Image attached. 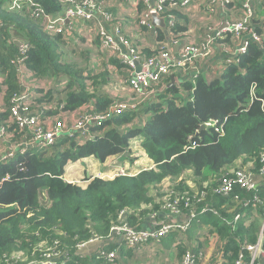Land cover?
<instances>
[{
    "label": "trees",
    "instance_id": "trees-1",
    "mask_svg": "<svg viewBox=\"0 0 264 264\" xmlns=\"http://www.w3.org/2000/svg\"><path fill=\"white\" fill-rule=\"evenodd\" d=\"M66 2L0 0V131L4 132L0 137V264H29L48 258V253L59 256L46 264L99 263L101 240L96 242L98 249L92 244L90 251L80 250V245L100 237L110 251L115 246L107 240L114 225L127 222L144 228L146 219L153 215L165 219L170 212L163 208L167 203L179 204V217L195 208L192 224L201 221L214 226L202 234L208 233L210 241L214 235L227 239L225 253L233 260L242 244L258 240L260 215L264 216L261 205L258 217L250 224H245V219L239 221L233 230L226 220L241 206L237 207L234 198L253 200L264 180L257 190L236 185L230 196L214 189L221 175L238 161H252L257 173L261 167L264 22L258 26L261 21L254 12L252 27L260 41L249 38L246 51L224 68L207 74L189 65L175 67L173 85L171 73L143 93L130 89L123 97L114 96L105 87L113 80L112 69L122 73L128 65L102 47L100 36L89 41L78 33L79 23L63 33L46 29L38 13L43 10L57 16L64 13ZM175 13L179 17L174 28L178 36L187 26L184 15L179 10ZM162 29L156 30L157 41L167 38ZM226 37L225 47L233 48L232 36ZM69 45L82 51L87 60L85 68L65 59L61 50ZM133 45L146 57L157 53L143 47L140 39ZM27 88L34 92L33 109L39 111L42 121L73 112L106 116L87 124L82 139L81 132L72 131L53 144L33 145L29 143L32 129L21 127L13 114V98ZM115 102L135 103L136 107L118 114L113 108ZM211 122L215 126H207ZM135 138H139L138 145L153 161V167L111 179L95 176L86 187L65 180L67 163L80 158L94 156L104 162L120 155L134 161L130 149ZM185 173L193 177L182 179ZM151 188H164L165 200L152 195ZM206 205L211 209L203 212ZM175 244L184 255L187 244L182 239Z\"/></svg>",
    "mask_w": 264,
    "mask_h": 264
},
{
    "label": "built area",
    "instance_id": "built-area-1",
    "mask_svg": "<svg viewBox=\"0 0 264 264\" xmlns=\"http://www.w3.org/2000/svg\"><path fill=\"white\" fill-rule=\"evenodd\" d=\"M126 1L127 4H124ZM197 0H67L64 13L57 16H49L43 10L38 15L44 20V25L47 30L52 33H63L68 31L74 24L79 23L78 30L88 31L89 37L85 36L89 41H92L95 36H100L102 40V47L108 49L115 56L122 58L128 65L127 74L124 78V83L130 89H135L138 93H143L144 89L151 84L159 83L161 78L165 75H170L175 67L189 65L192 69H199L201 59L211 56L215 52L214 39L208 38L200 44L189 43L184 45L181 50L176 54L173 51L174 43H177L178 36L174 32L178 18L175 13L176 10H188L191 6L195 7ZM227 5L230 0H221ZM116 4L127 5L130 15L121 13H113L109 7ZM141 6V10L139 7ZM245 14L237 20H232L227 26L218 34H230L232 40L237 41L236 48L225 47L222 50L229 54L226 58V64L231 62L235 56L245 52L248 46V39L252 38L260 41V36L254 31L252 27V16L254 10L252 6L246 2ZM131 10L137 12L136 16L131 15ZM157 13L160 17L166 20V32L173 38L171 43L166 39L157 41L158 49H154L157 53L150 57H146L142 53V49L135 47L133 42L135 40H142L145 35L144 32H152L156 26L152 24V14ZM128 16L133 17V19ZM131 24L137 25L135 30H131ZM146 27L147 29H142ZM134 31V33H130ZM157 33V31L155 32ZM168 35V37H169ZM143 37V38H142ZM25 47L24 44H21ZM145 47V42H142ZM136 62L141 65V70L137 71ZM224 68V67H223ZM35 100L34 92L27 88L20 95L13 98V114L21 127H29L32 129V140L29 143L33 145H50L55 143L56 139L61 135L71 133L72 131L81 132L79 139L85 137V129L87 124L100 120L106 115L99 114L95 116L85 115L84 123L75 125L74 123L68 124L63 119H56L52 122L48 120L42 121L39 111L33 109ZM136 107L135 103L128 102H115L113 108L118 114L124 113L127 109ZM72 120L74 115L69 114ZM207 126H215L214 122L208 123ZM4 132L0 131V137H3ZM27 150V148H23ZM11 156L13 153L10 154ZM261 167L257 172L254 171L253 162L241 164L239 166L231 167L225 171L220 179L219 186L214 189V192L223 196H230L234 187H240L248 190H257L264 180V151L260 155ZM135 174L125 172L120 169L116 175ZM115 175V176H116ZM114 176V177H115ZM66 179V178H65ZM67 180V179H66ZM263 194V195H262ZM205 198V195L200 198V201ZM234 201L239 205V208L232 213V218L226 220V223L232 225L233 230L236 229L235 224L245 219V224H250L256 217L259 216V207L264 205V185L260 192L256 193L253 200L240 198L235 196ZM164 209L169 210L165 219H155L153 215L150 218L152 229L137 228L127 222H121L111 228L108 242L113 243L115 246L112 250H107L106 243L100 237H94L87 243L81 244L79 249L82 250L88 244L101 240L102 245L97 253L102 258L101 262H110L119 259L118 251L124 249L129 250L133 255H140L143 246L160 243L163 238L171 235L173 232H178L184 235L192 225V219L195 216L193 210L189 208V213L185 217H179L180 209L177 203H167L163 206ZM241 208V209H240ZM210 206L206 205L202 211H208ZM240 209V210H239ZM215 213L217 210L212 209ZM214 226H203V230ZM199 234L200 240L190 245L186 253L183 255V262L181 264H264V221L261 224V230L258 240L255 243H244L241 246L240 254L233 260H229L226 256L224 245L227 244V239H222L219 235H214L210 253L207 254V249L201 245L207 242L208 233ZM210 241V240H209ZM100 245V244H99ZM196 249H199L198 252ZM196 253H199L198 255ZM248 253V254H247ZM53 256V257H52ZM56 253L50 254V258L41 261H33L31 264H46L49 260L58 257ZM118 258V259H117ZM205 259V260H204ZM210 259V260H209ZM30 264V263H29Z\"/></svg>",
    "mask_w": 264,
    "mask_h": 264
},
{
    "label": "crops",
    "instance_id": "crops-1",
    "mask_svg": "<svg viewBox=\"0 0 264 264\" xmlns=\"http://www.w3.org/2000/svg\"><path fill=\"white\" fill-rule=\"evenodd\" d=\"M248 2L252 7V10L256 13V17L260 19L261 22L258 23V26H261L262 22H264V0H230V2L224 6L223 2L221 0H197L195 2V7L191 6L188 10L181 9L180 13L184 15V24L187 26V31L183 34L178 35V38L176 41L177 43H174L173 45V51L178 54V52L181 50V48L189 43H196L200 44L203 41L207 40L208 38H213L214 48L215 52L208 56L207 58L201 59V63H199V69L201 71H206L208 73H212V71H217L225 67L226 65V58L225 54L223 53L222 47L224 44H227L226 42H223L227 37L226 33H222L221 36H218V34L222 31L221 29L225 28L227 26V23L229 24L232 20H237L241 16L245 14V11L243 9V3ZM114 11L117 13L125 12V14L130 15V10L127 9V5H120L116 4L114 6ZM257 12H260V14H257ZM131 15L136 16L137 12H133L131 10ZM129 18L133 19V17L128 16ZM237 18V19H236ZM254 23H252V26ZM162 29L166 32V28L162 26H156V29L152 32L145 33V37L141 40L142 42H145V48H150L151 50H154L157 45V39H156V30ZM80 31V30H79ZM85 32H88L84 30ZM131 33H134L132 31ZM167 33V32H166ZM166 41L168 43H171L173 41V38L169 35ZM231 42L233 45V48L237 46V41H233L231 37ZM128 69V68H127ZM193 72H189L190 75ZM127 70L119 73L115 69H112V76L113 80L112 82L105 87V89L113 93L114 96L121 95L123 97H127L130 94V90L128 89V86L124 83V78L126 77ZM172 75H174L172 73ZM180 78V76L178 75ZM179 78H176L178 81ZM138 144V143H137ZM142 156L145 154H141ZM120 156V155H118ZM127 156V155H126ZM115 157V156H113ZM145 158V157H144ZM125 159V157H124ZM128 159V158H127ZM149 159V158H148ZM152 163V166H154V163L151 159H149ZM138 160H134L133 163H136ZM76 162V161H75ZM75 170H80L79 167H73ZM101 177V176H100ZM105 178V177H103ZM111 179V178H109ZM144 222V221H143ZM199 223H193L191 229L186 232L184 235H180L179 233H172L171 235L167 236V238H163L160 243H156L151 245L149 243L146 246H143V250L140 253V255H133L132 252H130L127 249H123L120 253V260H114L110 262H91V264H122L121 260L124 263L126 259L131 258V255L139 259L133 258V261H136L135 264H154L157 263V259L155 258L157 255V252L160 250L166 255V257L162 260V262H165V264H179L177 263L176 258H181L182 254L178 250V246L176 247L175 241L178 239H182V242L186 243L187 245H184L185 247H189L194 243V240L199 237V234H202V231H206L207 229L203 230V226L207 227V224H201ZM144 228L152 229L153 226L150 224V219H146L144 223ZM212 242L207 241L201 245V247H204L207 249V254L211 251ZM99 245L97 246L98 249ZM94 246H89L85 251H90ZM198 250V249H196ZM175 254H177L175 256ZM161 264V263H160ZM164 264V263H162Z\"/></svg>",
    "mask_w": 264,
    "mask_h": 264
},
{
    "label": "rangeland",
    "instance_id": "rangeland-1",
    "mask_svg": "<svg viewBox=\"0 0 264 264\" xmlns=\"http://www.w3.org/2000/svg\"><path fill=\"white\" fill-rule=\"evenodd\" d=\"M123 2H124V4H127L126 1H123ZM127 9H129V8L127 7ZM136 28H137V25L131 24V30H135ZM71 29H72V27L69 30H71ZM131 32L132 31H130V33ZM78 33H80V32H78ZM81 33L83 35L89 37V32L81 31ZM145 33H147V32L142 31V34H145ZM155 48L158 49L159 48L158 45H156ZM61 51L63 53V56L65 55L64 57L66 60H70V61H72V63H76L80 67L85 68L87 60L85 59V56L83 55L82 51L78 47H76L74 45L64 46ZM96 52H97V50H96ZM107 55L112 56V55H109L108 53H107ZM92 63H94L93 59H92ZM128 89L130 90L129 87H128ZM69 114L74 115V118H73L74 120L71 119ZM56 119H63L68 124H71V123L81 124V123H84L85 114L81 115L79 112H77V113L73 112V113H68V114L64 115L62 118L56 117V118L47 119V120L52 122L53 120H56ZM77 124H75V125H77ZM138 139L139 138H135L131 141L132 148L130 149V151H131L130 158L134 159V160H138V161H136V163H133L134 161L129 160L127 158L123 159V156H115V157L112 156L104 162L100 161L97 157L89 156V157H85V158H80L76 162H72V161L68 162L67 165L65 166L64 178H66L67 181H72V182L77 183L83 187H86L87 184L89 183V179L92 177H95V176H101V177H105V178H114V176L120 172V169H124L125 172L137 173L141 169L151 167L152 163L148 159V156L146 155L144 150L137 144V143H139ZM1 152H2V150H0V153ZM141 154H145V155L142 156ZM126 155H129V153L127 152ZM242 163H243L242 161H238L232 167L236 168L237 166L241 165ZM70 166L79 167L80 170L79 171L75 170L74 168H71ZM183 176H184V174H183ZM190 177H193V176L190 173H185V176L182 179H184V178L186 179V178H190ZM170 182H172V181L170 180ZM164 185L166 186L168 184H164ZM163 189L164 188H160L156 191L154 188H151L150 191H151L152 195L157 196L161 200H165L164 193H162ZM161 193H162V197L159 196ZM42 199H44V197ZM260 217H261L260 221L262 224V222L264 221V216L260 215ZM199 240H200V238H196V241H199ZM92 244L95 246H98V243H96V242H92L91 244H88V245L90 246ZM89 246H86L82 250H86ZM118 253L120 254L121 251L119 250ZM176 255L177 254H175V256ZM46 256H48L50 258L49 253L46 254ZM136 256L133 257L131 255V258H128L125 260V262H127V263H124L123 261L121 263L122 264H135L136 261H133V258L139 259V258H136ZM119 257H120V255H119ZM165 257H166V255H164V253L160 250L159 252H157V255L155 257L157 259V263L154 262V264H160V263L165 264V262H162V260ZM119 260H120V258H119ZM175 260H177V263L181 264L184 260L183 255L181 258H176ZM31 263H35V262H31ZM24 264H27V263H24ZM169 264H172V263H169Z\"/></svg>",
    "mask_w": 264,
    "mask_h": 264
},
{
    "label": "water",
    "instance_id": "water-1",
    "mask_svg": "<svg viewBox=\"0 0 264 264\" xmlns=\"http://www.w3.org/2000/svg\"><path fill=\"white\" fill-rule=\"evenodd\" d=\"M152 24L154 26H162V27H166V25H167L165 18L160 17L157 13L152 14ZM136 65H137V67H136L137 71H140L141 70L140 63L136 62ZM171 78H172L171 85H173L175 83V76L171 75ZM202 128H204V126H202Z\"/></svg>",
    "mask_w": 264,
    "mask_h": 264
},
{
    "label": "clouds",
    "instance_id": "clouds-1",
    "mask_svg": "<svg viewBox=\"0 0 264 264\" xmlns=\"http://www.w3.org/2000/svg\"><path fill=\"white\" fill-rule=\"evenodd\" d=\"M80 33H81V31H79ZM60 78H62V77H60ZM10 154V153H9ZM14 156V154L12 155V157ZM66 180V179H65ZM69 182V181H68Z\"/></svg>",
    "mask_w": 264,
    "mask_h": 264
}]
</instances>
